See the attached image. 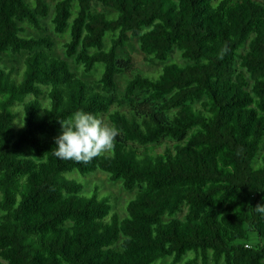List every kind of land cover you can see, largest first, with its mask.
Listing matches in <instances>:
<instances>
[{
  "label": "trees",
  "instance_id": "obj_1",
  "mask_svg": "<svg viewBox=\"0 0 264 264\" xmlns=\"http://www.w3.org/2000/svg\"><path fill=\"white\" fill-rule=\"evenodd\" d=\"M49 15L0 0V264H264V4L56 0L52 32L84 74L101 67L92 85L51 37L26 35ZM131 41L156 77L124 55ZM7 54L25 55L20 76ZM77 110L120 130L86 164L52 151ZM96 172L136 191L125 217L68 177Z\"/></svg>",
  "mask_w": 264,
  "mask_h": 264
},
{
  "label": "rangeland",
  "instance_id": "obj_2",
  "mask_svg": "<svg viewBox=\"0 0 264 264\" xmlns=\"http://www.w3.org/2000/svg\"><path fill=\"white\" fill-rule=\"evenodd\" d=\"M49 5V17L45 20H43L42 26L44 27L43 32L35 31L27 24H23L26 31L27 36L31 37H40V36H49L53 39L55 43V49L54 51L50 52L49 55L52 57H56L59 60H66L67 63H69L72 71H74L81 79H83L86 83L92 85L95 84V82L99 79L101 67H97L94 72L91 74H84L78 66L74 64L72 60L66 59L64 56L62 45L67 41L69 38L68 32L64 34V36H56L52 32V25H51V18L53 14V7L56 0H44ZM221 1V0H218ZM229 2L230 4L238 3L241 0H225ZM258 1L264 4V0H254ZM98 11H101L102 9L100 7H97ZM124 55L128 56L130 60L132 61V64L136 68V70L143 75L150 76V77H156L161 69L162 64L158 62H154L151 64L146 63L143 60V56L140 53L138 49V45L135 41H131L128 46L124 49ZM25 55L22 56H12L10 54H7L5 56V67L6 69L13 68L16 75L20 76V74L23 71V59ZM170 62L176 63L178 65H186L187 62L184 61L180 53L176 50H174L170 56ZM129 77H119L117 79V93L123 97L124 96V88L126 85V81ZM198 107V104H196ZM17 111H21V106L17 107ZM106 123V122H105ZM16 128L20 127V118L15 123ZM162 150H159L161 152ZM69 178H75L76 181L83 185L84 187V193L86 195H92L94 191L97 192V195L99 198H103L107 200L108 204L111 205L112 211L119 215L120 218L125 217V206L127 202L133 198L136 191L132 192H125L121 184L119 182H112L109 180L108 176L101 172H96L94 174H90L88 176H80L77 173H72L68 175ZM179 218H182V215L179 216ZM257 241L252 239L250 242L251 245L256 244ZM189 256V255H188ZM155 264H170L169 260H166L165 262H158Z\"/></svg>",
  "mask_w": 264,
  "mask_h": 264
},
{
  "label": "clouds",
  "instance_id": "obj_3",
  "mask_svg": "<svg viewBox=\"0 0 264 264\" xmlns=\"http://www.w3.org/2000/svg\"><path fill=\"white\" fill-rule=\"evenodd\" d=\"M59 123L61 134L55 138L53 155L61 160L77 163H90L93 159L112 152L120 134L117 127L110 126L98 115L83 110L75 111ZM37 160L39 162V158ZM255 209L264 213V205H257Z\"/></svg>",
  "mask_w": 264,
  "mask_h": 264
}]
</instances>
